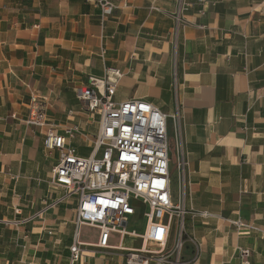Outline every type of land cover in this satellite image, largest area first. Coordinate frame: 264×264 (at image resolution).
<instances>
[{
  "label": "crops",
  "instance_id": "1",
  "mask_svg": "<svg viewBox=\"0 0 264 264\" xmlns=\"http://www.w3.org/2000/svg\"><path fill=\"white\" fill-rule=\"evenodd\" d=\"M108 1L118 8L102 22L100 0H0V264H69L75 206L38 217L64 191L48 184L56 153L48 157L23 120L38 94L59 130L77 125L90 136L98 123L87 122L77 90L109 68L123 73L118 90L134 91L118 102L144 98L166 113L177 79L190 165L185 225L200 245L196 258L188 241L183 264H264V0H188L178 39L179 0ZM9 219L31 221L11 228ZM238 220L260 231L237 229ZM85 256L82 264H125Z\"/></svg>",
  "mask_w": 264,
  "mask_h": 264
},
{
  "label": "built area",
  "instance_id": "2",
  "mask_svg": "<svg viewBox=\"0 0 264 264\" xmlns=\"http://www.w3.org/2000/svg\"><path fill=\"white\" fill-rule=\"evenodd\" d=\"M99 7L102 22L118 8L108 0H100ZM191 7L188 0L178 1L174 13L175 39L182 33L183 16ZM200 13L206 14L203 9ZM122 78L121 71L109 68L103 78L91 77L87 86L77 90V100L81 111L87 114V122L92 126L98 123L94 138L77 125L59 130L48 117L39 95H31L23 124L39 130L48 157L56 153L48 184L53 190L64 191V195L46 202L38 217L60 205L75 206L69 264H82L85 254L97 252L122 257L125 264H183L185 245L188 241L196 242L188 237L185 225L192 212L187 208L190 165L177 79L173 85L175 107L166 113L144 98L118 102ZM96 113L99 118L95 120ZM68 116L75 113L69 112ZM80 138L83 145L77 148ZM81 149H89L90 153ZM137 214L145 220L141 233L127 227L130 218ZM30 221L4 224L20 227ZM231 224L237 229L260 231L239 220ZM85 228L98 232L95 243L82 240ZM127 237L137 239L141 247L126 245ZM199 253L200 245L196 243V258ZM248 253L242 251L245 258Z\"/></svg>",
  "mask_w": 264,
  "mask_h": 264
},
{
  "label": "rangeland",
  "instance_id": "3",
  "mask_svg": "<svg viewBox=\"0 0 264 264\" xmlns=\"http://www.w3.org/2000/svg\"><path fill=\"white\" fill-rule=\"evenodd\" d=\"M175 59V57H174ZM175 63H176V59H175ZM176 77V76H175ZM118 95L121 96V98H129V97H133L134 95V91H130L129 89L127 88H121L118 90ZM166 103L168 104V108L169 107H175L174 105V100L172 99V101H170V99H167L165 100ZM173 107V108H174ZM99 118V114L96 113L95 114V120ZM97 126V125H96ZM96 126L92 127L91 128V131H88V133L90 134L91 137L94 138V135L97 131V128ZM171 135V134H170ZM172 136V135H171ZM85 154H88L90 153L89 149H83ZM174 166L172 165V170H173ZM176 187V181H175V184H174V188ZM13 220H17L18 219H9L8 221H13ZM145 225V220L142 219V215L141 214H137L136 216H132L129 220V224H128V230L129 231H133V230H136L138 233H141L144 229V226ZM8 227H11V228H18V227H15L14 225H7ZM96 232H94V230H90V229H87L85 228L84 231H83V241L85 240V242H92V241H95L97 236H96ZM125 242H126V245H129L130 247H135V248H140L141 247V242H139L137 239H131L129 237H127V239H125ZM153 250H156L155 248H151ZM106 257H111L114 256H107L105 255ZM121 259L123 260V258L121 257Z\"/></svg>",
  "mask_w": 264,
  "mask_h": 264
},
{
  "label": "water",
  "instance_id": "4",
  "mask_svg": "<svg viewBox=\"0 0 264 264\" xmlns=\"http://www.w3.org/2000/svg\"><path fill=\"white\" fill-rule=\"evenodd\" d=\"M122 225L125 226V223H123Z\"/></svg>",
  "mask_w": 264,
  "mask_h": 264
}]
</instances>
